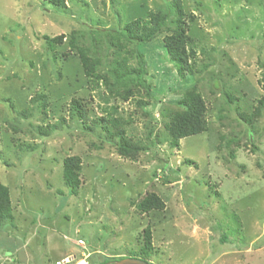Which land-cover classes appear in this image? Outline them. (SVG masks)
I'll return each mask as SVG.
<instances>
[{
	"label": "rangeland",
	"instance_id": "obj_1",
	"mask_svg": "<svg viewBox=\"0 0 264 264\" xmlns=\"http://www.w3.org/2000/svg\"><path fill=\"white\" fill-rule=\"evenodd\" d=\"M167 1L66 0L60 11L44 0H0V182L13 214L0 226V264H74L84 255L87 264L134 256L152 264H264L261 0H179L193 72L179 75L163 33L139 48L149 93L132 88L125 99L108 76L117 57L108 34ZM44 35L63 38L52 49ZM73 40L100 60L111 90L88 82ZM128 64L137 67L136 58ZM193 86L206 103V131L173 147L167 116ZM39 94L46 99L33 100ZM72 99L83 118L72 116ZM107 128L144 150L120 154ZM74 155L81 172L72 193L62 173L63 159ZM151 192L164 208L140 211Z\"/></svg>",
	"mask_w": 264,
	"mask_h": 264
},
{
	"label": "trees",
	"instance_id": "obj_2",
	"mask_svg": "<svg viewBox=\"0 0 264 264\" xmlns=\"http://www.w3.org/2000/svg\"><path fill=\"white\" fill-rule=\"evenodd\" d=\"M44 1L60 11L67 8L66 0ZM261 4L264 10V0H261ZM163 33H165L163 36L164 50L175 63L179 75L184 76V73H192L194 70V62L192 60L194 51L188 49V43H190L191 38L187 35L184 12L179 0H170L164 3L163 6L148 10L141 16L126 21L124 25L116 29L114 33L108 34L110 35L109 41L115 47V49H112V52L117 55V57L113 58L112 69L110 73L108 72V76L113 79L111 82L113 86L120 84L121 87H123L125 90L123 98L127 99V96H133L132 88L138 89V87H142L146 89V94L149 93L150 87L144 79L146 71L144 68L145 62L143 53L139 48L141 45L154 40ZM62 38L63 35L54 37L44 35V39L52 49L55 48L57 42L62 41ZM74 42L75 40L70 42V46L76 49L77 57L88 82H92L96 85L101 80L105 86L111 90L112 86L108 77L97 71L100 60L96 56L91 57L90 52L92 54V51L89 49L85 50L82 46L75 45ZM126 44H132L133 47L128 50ZM121 50H124L126 54L119 57ZM130 56L136 58L137 67H132L128 64V58ZM37 99L45 100L46 97L45 95L39 94L37 98L33 100L36 101ZM45 103H43L42 106H44ZM176 105L177 107L167 116V124L165 125L169 135V142L173 147L179 145L180 139L202 133L206 131L207 127L206 103L195 86L185 90ZM70 112L72 116L78 115L79 118L85 116L83 115L84 111L81 108V104L77 99H72ZM99 122H103V118H101ZM103 128L106 127L104 126ZM41 130L42 129H40V131ZM106 130L108 135H116L118 137L116 145L120 154L133 157L140 150H144L143 146L132 142L130 138L126 137L122 129H116L117 131L115 133L108 128ZM42 132V134L45 135L49 134L48 130H42ZM80 172L81 160L79 156H67L63 159V182L72 193L76 192L80 185ZM164 206V201L154 192L147 194L137 203V208L145 213L152 210H162ZM12 219L13 214L9 189L5 184L0 182V226L4 221H11ZM141 237L144 241L143 253L146 257H149V249H152L151 231L149 227L143 230ZM121 258L123 257H120V259ZM110 261L111 260H107L106 262Z\"/></svg>",
	"mask_w": 264,
	"mask_h": 264
},
{
	"label": "water",
	"instance_id": "obj_3",
	"mask_svg": "<svg viewBox=\"0 0 264 264\" xmlns=\"http://www.w3.org/2000/svg\"><path fill=\"white\" fill-rule=\"evenodd\" d=\"M103 264H152V263L138 257H124L119 260L106 262Z\"/></svg>",
	"mask_w": 264,
	"mask_h": 264
},
{
	"label": "built area",
	"instance_id": "obj_4",
	"mask_svg": "<svg viewBox=\"0 0 264 264\" xmlns=\"http://www.w3.org/2000/svg\"><path fill=\"white\" fill-rule=\"evenodd\" d=\"M78 243L80 245H83L84 242L82 240H79ZM83 257L84 258L82 260H79V262L74 263V264H87V262H86L87 256L84 255ZM71 261H72V259H66V260H63V261H58L57 264H69Z\"/></svg>",
	"mask_w": 264,
	"mask_h": 264
}]
</instances>
